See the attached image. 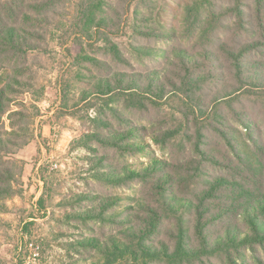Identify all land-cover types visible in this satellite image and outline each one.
Wrapping results in <instances>:
<instances>
[{"label": "trees", "instance_id": "16d2710c", "mask_svg": "<svg viewBox=\"0 0 264 264\" xmlns=\"http://www.w3.org/2000/svg\"><path fill=\"white\" fill-rule=\"evenodd\" d=\"M149 5L0 0V213L19 193L16 156L32 137V117L12 107L34 90L33 54L46 53L57 31L61 46L69 34L94 49L103 43L116 67L102 64L82 92L116 100L79 142L94 154L96 189L74 201L80 209L68 218L84 233L69 251L94 264H264V0H192L178 35L149 26ZM128 32L129 47L150 62L145 74L121 50ZM143 157L139 169L129 162Z\"/></svg>", "mask_w": 264, "mask_h": 264}, {"label": "rangeland", "instance_id": "374dc122", "mask_svg": "<svg viewBox=\"0 0 264 264\" xmlns=\"http://www.w3.org/2000/svg\"><path fill=\"white\" fill-rule=\"evenodd\" d=\"M191 3L192 0H150L148 8L142 11L152 29L164 35H178L184 29L185 7ZM70 6L74 15L75 4ZM129 22L131 26L132 20ZM130 35L128 32L120 40L121 50L131 61L132 72L145 74L143 65L150 62L139 59L129 47ZM59 36V32L53 31L49 36V50L41 55L33 54V58L38 57L33 66L36 86L17 97L18 106L12 107L32 117L29 125L32 137L31 144L16 156L18 167H23L16 185L19 193L6 201L8 211L0 213V264L95 262V259L81 262L73 249L69 251L70 245L84 232L81 223L68 217L80 209L81 204L74 201L96 189L92 172L94 154L80 147V139L94 131V121L101 117L98 109L116 100L113 96H90L84 100L82 92L92 87L95 77L104 75L99 71L102 64H106V68L116 67L112 56L101 48L103 43L94 49L86 42L78 44L76 36L69 34L61 46ZM136 43L154 47L161 55L170 51L166 41L149 42L139 38ZM8 115L2 125L4 131L11 132ZM150 144L155 154L161 156L162 152L152 142ZM129 162L139 169L148 158H131ZM43 196L45 205L41 208L38 203ZM35 253H39L36 261Z\"/></svg>", "mask_w": 264, "mask_h": 264}, {"label": "built area", "instance_id": "2783aa9c", "mask_svg": "<svg viewBox=\"0 0 264 264\" xmlns=\"http://www.w3.org/2000/svg\"><path fill=\"white\" fill-rule=\"evenodd\" d=\"M31 246H32V245H31ZM33 256H34V258H35L34 260L36 261V260H37L36 258H38L39 253H35ZM28 264H29V263H28Z\"/></svg>", "mask_w": 264, "mask_h": 264}]
</instances>
